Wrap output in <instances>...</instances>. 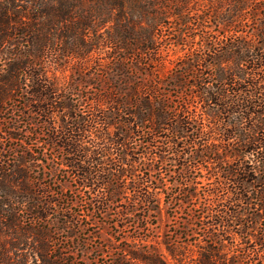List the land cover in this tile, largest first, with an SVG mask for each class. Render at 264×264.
Instances as JSON below:
<instances>
[{
  "label": "trees",
  "instance_id": "trees-1",
  "mask_svg": "<svg viewBox=\"0 0 264 264\" xmlns=\"http://www.w3.org/2000/svg\"><path fill=\"white\" fill-rule=\"evenodd\" d=\"M12 31L26 44L7 53L2 46ZM172 46L188 50L165 77L138 82V74H154L155 62L161 63L156 57ZM94 47L105 49L108 72L118 90L106 110L97 97L92 111H82L83 102L92 98L88 95L83 101L77 94L73 105L64 104L56 84L46 81V72L60 61L83 60ZM0 54L14 57L2 68V83L16 85L29 78L34 88L24 100L30 114L20 111L21 121L0 125V216L9 211L4 206L15 201L19 207L30 203L27 218L38 224L39 233L47 231L42 224L56 209L71 224H79L94 214L110 215L112 204L125 197L118 181L133 176L136 163L144 164L141 157L150 160L148 177L173 165L182 166L184 175L191 169L188 145L200 158L229 151L234 170H227L217 185L213 202L221 208L209 215L215 238L198 246L194 261L263 263L264 225L254 242L247 237L257 221L264 224V0H0ZM163 90L190 92L176 95L174 107ZM64 108L68 120L58 122L55 111ZM34 115L40 122L32 121ZM205 115L217 134L213 148L204 129ZM116 117L114 137L108 126ZM163 130L165 139L159 140ZM188 136L192 139L182 142ZM235 145L248 148L234 153ZM20 161L34 170L20 169ZM249 176L262 187L255 198L248 190ZM66 184L69 196L63 193ZM155 189L136 181L134 195L126 198L128 205L115 214L118 220L135 216L137 202L147 206L149 215ZM77 192L85 194L84 203L76 201ZM234 234L243 247L235 245ZM136 238L135 250H124L128 256L116 264H177L154 244L144 243L147 235ZM225 242L232 247L229 257L223 252ZM167 250L176 259V247ZM39 253L46 257V246ZM5 261L1 254L0 264ZM178 264L185 263L180 259Z\"/></svg>",
  "mask_w": 264,
  "mask_h": 264
},
{
  "label": "rangeland",
  "instance_id": "rangeland-1",
  "mask_svg": "<svg viewBox=\"0 0 264 264\" xmlns=\"http://www.w3.org/2000/svg\"><path fill=\"white\" fill-rule=\"evenodd\" d=\"M22 20L28 22L26 18H22ZM16 33L17 31H12V35L2 46L5 52H17L22 44H26L21 43ZM198 39L199 37L196 36L195 41ZM187 50L188 47L181 49V46H172L162 51V56L156 57V59L161 60V63L158 65V61L155 62L156 70L154 74L149 70L144 71L145 73L139 72L142 75L138 74L140 78L137 81L144 82L147 79L155 81L159 80L158 77H165L177 59ZM106 55L105 49L94 47L81 61L67 60L50 65L47 67L46 81L48 84L51 82L56 84L57 88L55 90L59 96L60 94L63 96L61 102L65 98L66 102L64 104L73 105L76 102L73 98L75 96L77 99V94L81 99L89 95V98L92 99L83 100H86V104L83 102L82 111L87 109L92 111L94 99L97 97L100 105L106 110L111 106L112 95L115 90H118V83L112 81L108 72L110 64ZM12 58L14 57L10 54H8V57L0 54V125H8V122H15V120L21 121L23 118L20 111L30 114L29 108L24 105V100L30 98V90H34L30 85L31 80L23 78L16 85L15 83L3 84L1 81L4 74L2 68L5 63H12ZM156 76L158 77L156 78ZM167 89L171 88L167 87ZM124 90L121 89V92H124ZM137 90H141V88L138 87ZM189 92L188 90H163V93H166L167 102L174 107L178 106L174 101L177 100L175 96L180 94L184 97L185 93L189 94ZM195 103V100L191 101L190 105ZM58 104H60V98ZM65 110L64 108L63 111H55L54 116L58 122L63 118L68 120V116H66L68 110L64 112ZM80 115L84 116L82 112ZM117 118H111L108 126L114 137L118 128ZM203 118L204 129L210 134L209 143L213 148L215 147L213 143L217 142L215 141L217 134L212 131L213 128L208 122V116L205 115ZM31 119L34 122H40L39 116L34 115ZM16 122L18 124V121ZM25 125L22 124L21 126ZM26 126L27 128H33L34 125ZM159 134V140L165 139L166 130L161 131ZM20 135L21 138L25 139L24 133ZM0 139L2 140L1 137ZM181 139L182 142H185L192 138L188 136ZM9 143L10 145L16 144V142ZM17 144L19 146L21 143ZM193 148L195 147L188 145L190 152L187 151L186 158L187 163L191 164V169L185 172L184 175L180 174L182 166L173 165L169 171H165L166 169L163 168L158 172L153 171L151 177H148L145 168L150 165V160L146 156L141 157L144 164L136 163L133 176L128 174L125 179H121L123 182L118 181L124 189L123 194L125 197L112 204L109 209L110 215L94 214L85 217L79 224H71L56 209L55 215L50 217L51 220L42 224L47 225V231L39 233L36 229L38 224L30 223L27 218L30 213L28 211L30 203H26L25 207H19V204L15 201L12 202V205H5V209L9 211L2 212L0 216V255H4L6 264H116L120 257L126 258L128 256L124 253V250H135L136 236L147 235L144 243L157 246L162 256L169 262L178 264L179 260L182 259L185 264H195L194 260L198 256V246L215 238L210 233L213 222L210 221L209 215L210 212L218 211L221 208L215 206L213 198L218 194L217 185L220 181H223L224 173L229 169L234 170V157L229 151L227 153L222 151L220 155L206 153V156L200 158L195 155V149ZM235 148L234 153H242L248 146L245 148L235 145ZM188 152L190 157H188ZM217 157L223 158L224 161L222 163L215 162L214 160ZM182 163L184 166V162ZM18 164L22 170L27 169L30 172L34 170L28 166V163L23 161ZM34 174L32 173L31 176H36ZM239 178L244 179L242 176H239ZM138 180L143 181L150 188L156 187L157 198L152 205L153 207H149L152 208V211L147 215L145 212L147 206L137 202L134 205L136 215L128 217L127 222L119 221L115 214H118L124 206L128 205L126 198L134 195L133 186ZM247 180L249 193L255 198L262 187L257 181L250 182L252 180L250 176ZM68 187L67 184L65 188L63 187V193L67 196L70 195L67 191ZM75 195V199L79 204L84 203L82 201L85 196L83 192H77ZM261 204H264V202ZM131 206L133 205L131 204ZM75 209H79V207H75ZM8 223L9 226L6 225ZM262 225H264L263 222L257 221L255 230L247 237L250 242L256 240ZM233 240L237 246L243 247L245 245H238L241 242V237L238 234L233 235ZM43 246H46V257H41L39 253V249ZM172 247H176V259L171 258L167 250V248ZM230 250H232L231 245L225 242L223 252L227 253V257L232 254ZM262 264H264V261Z\"/></svg>",
  "mask_w": 264,
  "mask_h": 264
}]
</instances>
